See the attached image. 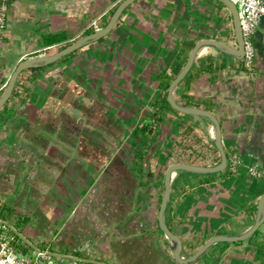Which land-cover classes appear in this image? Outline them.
<instances>
[{
  "label": "crops",
  "instance_id": "crops-1",
  "mask_svg": "<svg viewBox=\"0 0 264 264\" xmlns=\"http://www.w3.org/2000/svg\"><path fill=\"white\" fill-rule=\"evenodd\" d=\"M123 1L10 0L0 29V95L20 62L98 31L90 26L97 17L104 28ZM53 34L65 40L46 46L44 37ZM206 38L237 47L232 13L221 0H135L106 36L23 70L0 108V218L45 234L41 246L30 241L51 253L63 254L67 242L109 264H180L158 221L165 172L177 163L167 155L186 128L200 137L209 166L218 155L211 121L166 106L164 98ZM254 43L253 72L208 47L174 90L181 103L218 117L227 157L237 152L242 159L237 173L227 166L175 175L165 220L185 257L215 235L244 233L257 217L264 179L246 166L264 167V22ZM149 121L156 127L151 140ZM192 264H264V223Z\"/></svg>",
  "mask_w": 264,
  "mask_h": 264
},
{
  "label": "water",
  "instance_id": "water-1",
  "mask_svg": "<svg viewBox=\"0 0 264 264\" xmlns=\"http://www.w3.org/2000/svg\"><path fill=\"white\" fill-rule=\"evenodd\" d=\"M134 1L135 0H124L122 3H120V5L116 8L110 20L108 21L107 25L104 28L85 36L84 38L74 42L73 44L61 49L60 51L52 55L32 57V58H28L20 62L15 68V70L12 72L9 78L8 84L2 96L0 97V108L6 103V101L12 95V92L16 85V81L19 77V74L23 70L34 68V67L45 66L49 63L55 62L61 57L82 47L84 44L88 43L89 41L96 40L103 36H106L108 33H110L112 28L115 26L116 22L120 18L123 11ZM221 1L226 4L228 9L232 13L233 23L235 26V37H236L238 46L233 47L232 45L226 43L225 41L212 39V38H206V39H202L198 41L196 45L193 47L188 57L187 62L185 63L181 71L173 79V81L170 83L168 87L167 100L175 110L181 113H184V114H188V115L204 117L208 119L209 121H211L213 125V141H214L216 148L219 150L220 156H221L220 163L214 166H201V165H196V164H191V163L177 162V163H173L169 165L168 168L166 169L165 176H164V191H163V196H162V200L160 203L158 221H159L160 229L162 230V232L165 234L166 238L169 241L172 256L180 264L195 263L196 261H198V259L202 255H204L213 245L217 243L244 241L250 238L264 223V195H263L258 202L256 220L254 224L247 231L241 234H237V235H224V234L215 235L214 237L206 241L191 256L185 257L182 255L183 242H182L181 237L175 232H173L168 227L166 220H165V212H166V209L168 207V204L171 198V186H172L173 179L175 177V176L172 177L173 173L177 174L178 172L183 171V172H190V173H196V174H210V173L224 171L228 165V157H227V153L222 143L221 124H220L218 117L210 110L199 108V107H193V106H189L184 103H181L174 96L175 88L183 80L186 74L189 72L195 59L200 55V52L202 49L213 47L220 51L233 55L237 59H242L244 56V44H243V36H242V30H241V25H240V17H239L238 8L232 0H221Z\"/></svg>",
  "mask_w": 264,
  "mask_h": 264
},
{
  "label": "built area",
  "instance_id": "built-area-1",
  "mask_svg": "<svg viewBox=\"0 0 264 264\" xmlns=\"http://www.w3.org/2000/svg\"><path fill=\"white\" fill-rule=\"evenodd\" d=\"M10 0H0V29L5 28L8 18V3ZM239 11L240 25L243 36L244 56L242 66L249 72L254 71L256 58V46L254 36L260 25L264 22V0H232ZM100 17L94 19L90 26L97 30L100 29ZM237 43V40H236ZM238 46V45H237ZM242 165V159L239 153L233 152L228 158V167L232 173H237ZM247 173L257 179H264V167L259 163H252L246 166ZM0 224L9 225L15 228L13 224L0 218ZM4 227V225H2ZM26 239V238H25ZM14 236L7 239L0 234V264H82V259L75 255H64L60 253H51L47 249L40 248L27 242L22 243L26 250L18 248ZM28 243V244H27ZM66 258L67 261H63Z\"/></svg>",
  "mask_w": 264,
  "mask_h": 264
},
{
  "label": "trees",
  "instance_id": "trees-1",
  "mask_svg": "<svg viewBox=\"0 0 264 264\" xmlns=\"http://www.w3.org/2000/svg\"><path fill=\"white\" fill-rule=\"evenodd\" d=\"M64 40H65V36L62 34L46 35L44 37V43L46 46L58 44V43L63 42ZM62 48H64V46L60 47L59 49L61 50ZM34 69H36V68L35 67L32 68V70H34ZM23 73H24V71L21 72L20 76ZM167 88H166V94H165V98H164V104L166 106H169V102L167 100ZM152 115H153V118L158 119V117L156 115V110L152 113ZM154 128H156L155 123H152L151 121H149V123H147L144 126V131H147V133L149 134L148 138L150 140L153 139L155 134H156V130ZM200 140L201 139L197 134H194V132H192V131H188V128H186L182 131L180 138L177 140L176 151H174L175 153H177L178 160H176V156H174L175 154L172 151H170L167 156L168 157L174 156L175 162H188V163H193V164H197V165H201V166H209L205 160V158H207L209 156L208 151L202 145L201 146L197 145L198 143L201 142ZM214 150L218 155L217 156V163H216V164H218L221 161V156H220L219 150L215 146H214ZM139 154L140 153L138 152L137 155H139ZM199 157H200V159H202V163H195ZM23 219L25 221H28L27 217H25Z\"/></svg>",
  "mask_w": 264,
  "mask_h": 264
},
{
  "label": "rangeland",
  "instance_id": "rangeland-1",
  "mask_svg": "<svg viewBox=\"0 0 264 264\" xmlns=\"http://www.w3.org/2000/svg\"><path fill=\"white\" fill-rule=\"evenodd\" d=\"M174 154H175L174 156H176V160H178L177 153H174ZM172 161H175V160L173 159ZM7 220L12 221L9 218H7ZM26 224H24V223H23V225L22 224H19V225L18 224H15L14 225L15 228H11L9 225L0 224V234L3 237L7 238V239H10V237L14 236L16 238L15 241L16 242L18 241L17 242L18 248L21 249V250H26L22 243H24L25 241L27 242V240L30 243H31V241H33L34 243L39 244V246H41V244H45L44 242H47L48 239H46L47 237L45 236V234L39 233V236L38 237L32 235V230H30V231L27 230L26 229L27 228L26 227ZM2 225H4V227H2ZM29 226H32V224H29ZM31 229H32V227H31ZM52 245L54 246L53 248H55V247L56 248H59V246H60L59 243H55V242H53ZM61 246L64 247V248H67V249H64L65 251H63L64 252L63 253L64 255H75L76 257H79V258L82 259V264H109V263H106L104 261H99V260H96V259H89V258H87L86 255L88 254V252H86V250H84V249H78L74 245H68L67 242L64 243ZM63 261H67V259L66 258H63ZM111 264H113V263H111Z\"/></svg>",
  "mask_w": 264,
  "mask_h": 264
},
{
  "label": "bare ground",
  "instance_id": "bare-ground-1",
  "mask_svg": "<svg viewBox=\"0 0 264 264\" xmlns=\"http://www.w3.org/2000/svg\"><path fill=\"white\" fill-rule=\"evenodd\" d=\"M207 50V48H204L201 50L200 54L204 53ZM176 175V173H173L172 177H174Z\"/></svg>",
  "mask_w": 264,
  "mask_h": 264
}]
</instances>
